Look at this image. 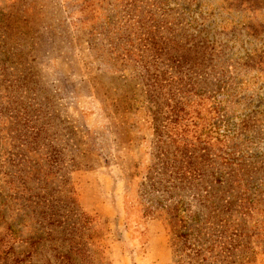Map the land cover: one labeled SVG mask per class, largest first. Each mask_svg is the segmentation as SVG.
<instances>
[{
	"label": "rangeland",
	"instance_id": "374dc122",
	"mask_svg": "<svg viewBox=\"0 0 264 264\" xmlns=\"http://www.w3.org/2000/svg\"><path fill=\"white\" fill-rule=\"evenodd\" d=\"M149 200L264 264V0H0V264H177Z\"/></svg>",
	"mask_w": 264,
	"mask_h": 264
},
{
	"label": "trees",
	"instance_id": "16d2710c",
	"mask_svg": "<svg viewBox=\"0 0 264 264\" xmlns=\"http://www.w3.org/2000/svg\"><path fill=\"white\" fill-rule=\"evenodd\" d=\"M173 166H175V164ZM167 168L168 164L164 167L165 172L167 171ZM178 170L179 168H176V171ZM147 177L153 178L152 173H149ZM157 184L158 182L151 184V189H156ZM142 206V218L155 215L162 222V224L165 225V228L170 229V232L176 235L177 250L180 252V255L183 254L185 256L184 259H180L177 264H208V261H212L208 259L206 254L212 255L213 250L218 246H207L205 245L206 241H201V230L198 228L196 229L195 226L196 222L199 221L197 212L182 207L181 202L172 203L164 207L159 201L155 202L149 200L147 203L142 204ZM242 208L241 213L248 210V207L242 206ZM184 212H186L185 215H183ZM193 223L194 225H191ZM193 236L194 238L192 242L190 240ZM231 241L232 240H230V242ZM226 246L232 248L233 245L231 246V244L227 245V243H225L224 246H222L224 247L223 249H225V254L230 252L229 248ZM225 258L226 264H229V255ZM213 260L215 263L220 262L219 255H215Z\"/></svg>",
	"mask_w": 264,
	"mask_h": 264
}]
</instances>
